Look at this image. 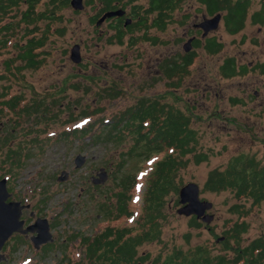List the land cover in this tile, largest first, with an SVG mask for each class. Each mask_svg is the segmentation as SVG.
<instances>
[{"label":"rangeland","instance_id":"obj_1","mask_svg":"<svg viewBox=\"0 0 264 264\" xmlns=\"http://www.w3.org/2000/svg\"><path fill=\"white\" fill-rule=\"evenodd\" d=\"M147 1L141 0L144 3ZM95 5H100L98 0L91 5L85 3L83 10H75L72 6L62 10V20L54 23V32L45 47L48 54L43 55L44 61L39 68L23 72L25 78L21 90L27 98L41 99L43 106L48 105V102L53 103V98L61 105L68 101L73 108L63 110L62 117L70 116V110L76 114L82 110L75 108L74 102L77 100L81 105L87 103L97 107L106 97L97 92L104 86L115 89L118 83L126 91L109 103L107 109H103L105 122L111 120L112 112L124 110L125 106L134 104L140 96L163 100L190 114L198 135V150L207 153L209 158L199 164L190 160L178 178L183 179L184 184L196 182L199 185L200 197L213 203L207 212L214 214V220L208 224L204 222L199 229L191 227V216L179 213L183 204L179 194H176L162 208L159 239L145 244L142 249L149 252L151 257L159 253L165 255L174 246L187 249L199 243L210 245L215 253L222 251L220 238L226 228L225 220L239 217L228 211L236 199L231 191L212 193L205 191L203 186L210 171L225 168L230 159L240 153L254 156L264 164V74L253 69L254 65L250 66L249 73L222 77L217 60L224 55L236 56L245 65L264 60V23L253 22L251 16L254 11L261 9L262 1H253L245 27L237 34L228 33L224 21H221L215 33L224 43V48L213 60L202 48L192 47L197 54L196 64L184 76L185 84L181 82L183 77L180 79L176 73L168 75L170 89L166 93L162 86V75L156 74V69H163L161 61L167 54L170 61L180 60L175 53L184 52V44L188 40L182 34L189 28L193 33L190 35H195L193 24L200 22L204 14L208 15L205 6L197 0H183L182 9L174 12L175 21L169 22L167 44L161 42L164 39L161 31L155 35L149 33L157 37L155 42L144 38L149 34H140L142 37L132 46L128 37L123 44L108 41L111 30L106 25L100 27L92 21ZM221 13L224 15V12ZM58 29H64V34L59 35ZM180 37L181 40L178 39ZM76 44L81 47V63H75L70 58V49ZM10 49L14 50V47ZM12 53L0 58V73L5 71V59ZM151 79L154 81L149 83ZM10 81L13 80L0 82V91L4 86L7 88L11 85L15 89L12 91L17 92L20 81H13V84ZM255 90L259 91L258 95L254 94ZM57 109L49 110L42 123L35 124L31 118L14 130L11 137L13 143L17 145L18 142L28 141V147H32L33 152L17 177L4 175L8 181L7 188H10V200L31 205L22 211L21 218L25 225L34 223L38 217L46 218L53 240L36 248L31 237L37 232L16 234L1 251L4 258L0 264H89L81 243L82 236H93L108 225L133 226L134 231L139 230L135 220L143 210L144 195L148 188L147 172L141 171L138 175L134 202H130L129 206L133 215L130 219L109 221L99 204L107 202L110 194L118 190L116 184L123 175L130 172L134 176L143 160L138 162L135 170L137 162L133 166L129 164L118 169L121 152L127 149L125 145L109 143L105 147L104 143H95L90 134L72 141L64 138L57 140L61 133L75 126L88 125L90 120L85 118L64 124L59 120L61 114L53 118V113L61 111ZM11 129L12 126L0 123V140ZM1 145L0 142V158L5 150ZM79 153L86 156L85 164L80 168L75 163ZM101 168L108 171V178L95 184L94 177L100 178L98 174ZM63 170L69 172V178L61 182L58 177ZM0 174L3 175L1 169ZM67 207L70 211L66 210ZM248 222L250 228L245 237L264 232V203L251 209ZM189 232L190 242L185 236ZM17 235L23 236L21 241H18ZM70 235L76 237L70 239Z\"/></svg>","mask_w":264,"mask_h":264},{"label":"trees","instance_id":"obj_2","mask_svg":"<svg viewBox=\"0 0 264 264\" xmlns=\"http://www.w3.org/2000/svg\"><path fill=\"white\" fill-rule=\"evenodd\" d=\"M95 0H86V5H91ZM103 1L106 9L116 8L115 1L120 2L123 9L129 7L131 15L135 18L128 30L136 27L149 28L158 21L163 22L168 13L169 22L175 21L173 15L181 8L183 0H98ZM253 0H197L205 6L208 14L224 12L223 21L228 33L234 35L242 31L251 11ZM264 5V0H261ZM70 0H0V58L13 51L5 59V71L0 73V82L24 78L23 71L39 68L44 61L47 42L54 32V23L62 20V10L70 7ZM95 14L92 21L100 16V5H95ZM153 15H157L153 19ZM186 18L187 16H183ZM253 22L264 23V6L256 10ZM155 20V21H154ZM184 22V21H182ZM141 25V26H140ZM22 31V32H21ZM59 35L64 34V29H58ZM125 42V30L119 28L115 36L108 38ZM141 37L133 36L129 39L133 46ZM144 38L152 39L148 35ZM156 39L154 38L155 42ZM203 46L200 40L194 43V48ZM14 47V50L10 48ZM209 53H219L224 48V43L213 39L204 45ZM197 54L195 50L185 53L180 60H171L168 63L169 75L175 74L180 79L191 69ZM237 71L235 59H228L222 67L225 77H233L247 70ZM263 69V68H262ZM179 79V82H180ZM178 84V83H177ZM8 85L0 91V123L12 126L11 130L0 140L1 148L5 150L0 158V169L8 174L9 178L17 177L25 167L28 158L33 152L28 147L30 142L13 143L11 137L18 126L28 120L35 124L42 123L49 110L55 109L44 105L41 99L27 98L25 93L12 92ZM176 88V84L173 85ZM118 90H111L105 95L109 98L118 96ZM101 97H104L101 95ZM124 110L114 111L111 120L105 122L103 109H82L79 113L70 110V116L62 117L64 109L57 106L58 113H53V118L61 114L64 124L90 118L89 124L75 126L66 133H61V138L76 139L90 134L91 139L97 143L107 145H125L126 151L121 152L118 169L129 164L134 170V176L126 173L117 182L118 190L110 194L109 200L100 203L99 207L109 217V221L121 218L130 219L133 215L129 209L130 202H134L135 191L138 185V175L141 171L147 172V190L144 195L142 213L135 220L138 231L133 226L108 225L95 235H84L81 243L86 250L89 264L103 262L105 264H264V232L254 237H245L249 233L248 214L253 207L264 203V164L254 156L240 153L230 159L225 168H215L209 172L203 189L212 193L231 191L236 199L228 209L230 213L237 214L236 219H226L225 229L222 231V248L220 252H213L210 245L199 243L184 249L174 246L165 255L162 253L151 257L149 252L142 247L159 239L161 234L160 221L163 218L162 208L171 197L179 194L184 181L178 178L179 174L187 167L188 162L195 163L208 160V154L198 150V135L192 117L187 112L173 104H166L163 100L152 97L140 96ZM6 121H2L5 120ZM51 120H55V119ZM95 118L94 120H91ZM12 123V124H11ZM3 126V124L1 125ZM34 143V140H31ZM189 155H191L189 157ZM145 168V169H143ZM10 189V188H9ZM12 189V188H11ZM41 192V191H40ZM112 202H111V201ZM115 202V203H113ZM178 202V200H177ZM250 203V205H248ZM41 204V200L39 202ZM41 209V208H39ZM67 211L70 209L67 207ZM190 226L201 228L204 221L195 214L190 215ZM55 224V223H54ZM208 224V223H207ZM186 239L190 242L191 233ZM76 235H70V239ZM23 236L17 235L18 241ZM230 250V252H228ZM75 264V263H72Z\"/></svg>","mask_w":264,"mask_h":264},{"label":"water","instance_id":"obj_3","mask_svg":"<svg viewBox=\"0 0 264 264\" xmlns=\"http://www.w3.org/2000/svg\"><path fill=\"white\" fill-rule=\"evenodd\" d=\"M71 5L75 10H83L85 8L84 0H71ZM126 13L125 9H117L114 11L106 12L100 21L111 16H122ZM222 13L218 12L213 17L205 18L200 26L204 28V34H207L211 30H216L219 28ZM132 19H128L126 23H131ZM191 40L184 45L185 51H189L192 47ZM71 59L75 63H80L82 61V54L80 49V44L74 45L71 49ZM86 156L79 153L76 156L75 163L76 167L80 168L85 164ZM100 178L95 179V183L99 184L104 182L108 178V171L105 168H101L99 173ZM69 178V172L63 170L59 176V181L63 182ZM180 201L183 204L179 210L180 214L190 216L195 214L198 218H201L204 222L210 223L214 220V214L208 213L207 210L213 207L211 201L203 200L200 197V187L196 182H188L184 184L179 191ZM10 192L7 188V179L0 178V261L4 258L1 252L5 246L7 240L14 233L28 234L30 232H37L36 235L32 237V241L36 248L41 247V245L52 241L53 235L50 230V224L46 218H37L34 223H31L25 227V221L21 218L22 211L24 208H28L29 205L22 204L20 201L9 200ZM95 264H105L103 262H97Z\"/></svg>","mask_w":264,"mask_h":264},{"label":"flooded vegetation","instance_id":"obj_4","mask_svg":"<svg viewBox=\"0 0 264 264\" xmlns=\"http://www.w3.org/2000/svg\"><path fill=\"white\" fill-rule=\"evenodd\" d=\"M254 1V0H253ZM252 1V2H253ZM100 3V9H103V11H101V14H100V16L97 18V20L95 21V23H96V25L97 26H102V25H106V27H108L109 28V30H111V33H109V34H111V35H109L108 37H107V39L108 38H110V37H112V36H115L116 35V33H117V30L119 29V28H122L123 30H125V40L127 39V37L130 39L131 37H133V36H136V37H142V36H139L140 34H143V35H146V34H149L150 32H153V34L155 35L156 33H158V32H161L162 31V33H163V37H164V39L162 38V40H161V42H162V44H167V42L168 41H166V39H168L169 38V16H168V13H166L167 15H165L164 16V19H163V22L162 23H160V22H158V21H155V23L153 24V25H151L149 28H147V29H145L144 27H139V25H138V27H136L134 30H132V31H130V30H128V26H130V25H132L133 24V22H134V20H135V18L131 15V12H130V10L129 9H127V8H125V10H126V13L124 14V15H122V16H111V17H107V18H105L104 20H102V21H100V24H98V22H99V20L102 18V16L106 13V12H108V11H114V10H117V9H120V8H122V6L120 5V2H118V1H115L114 2V5H116L117 7L116 8H109V9H106V7H105V4H104V2L103 1H100L99 2ZM262 6H264V5H262ZM262 8V7H261ZM123 9V8H122ZM255 12V11H254ZM253 12V13H254ZM253 13H252V15H253ZM208 14V13H207ZM217 14V13H216ZM215 15V14H214ZM213 14H208V15H203L202 16V20L200 21V22H196V23H194L193 24V29H194V36L193 35H190V34H193V33H191L190 32V29L188 28V30H186V31H184L183 32V34H182V36L183 37H185L186 39H188L187 40V42L189 41V39H192L191 40V45H192V47L194 48V43H196L197 42V40H200L201 41V43H202V45L203 46H201L200 48H202L203 50H204V52H206L207 54H209L210 55V57L212 58V60H213V58H215L216 57V55H218L219 53H221V52H219V53H209V51L206 49V48H204V45L206 44V43H208L209 41H211V40H213L214 38L215 39H217L218 41H220L218 38H217V34L215 33V31L217 30H211V31H209L207 34H204V28H202L201 26H200V24H201V22L205 19V18H209V17H213L214 16ZM251 15V16H252ZM156 16L157 15H153V19L154 18H156ZM187 16H188V14H187ZM223 17H224V15H222ZM158 17V16H157ZM189 17V16H188ZM223 17H222V20H223ZM132 19V21H131V23H126V21L128 20V19ZM221 20V21H222ZM221 24V23H220ZM141 26V25H140ZM220 27V26H219ZM149 37H151L152 39H150V40H153L154 41V38H157L156 36H150V34L148 35ZM128 39V40H129ZM179 40H181V37L180 38H178ZM184 39V38H183ZM116 42H117V40H116V38L114 39ZM186 42V43H187ZM185 43V44H186ZM118 44H120V43H118ZM184 44V45H185ZM192 47H191V49H192ZM72 49V48H71ZM71 49H70V51H71ZM80 49H81V47H80ZM189 50V51H184V52H182V53H180V52H176L175 54H177V56H179L178 58H180L181 56H183L185 53H189L190 51H192V50ZM13 54V53H12ZM42 57H45V56H42ZM197 57V56H196ZM70 58H71V56H70ZM232 58H234L235 59V62H236V64H237V71L239 72V71H243L241 68H245L247 71L246 72H244V73H242V74H246L248 71H249V68H250V66H254L253 67V69H258L259 70V72L260 73H262V74H264V60L263 61H260V60H257L256 61V64L254 63L253 65L249 62L248 63V65H245L243 62H239V59L236 57V56H233V55H224L223 57H221V58H219L217 61H219V65H220V70H219V73L221 74V76L222 77H225L224 75H223V73H222V67L225 65V63H226V61L228 60V59H232ZM169 61H170V59H169V54H167L166 56H164V58L162 59V68L163 69H156V74H161L162 75V82H163V84H162V86H163V88H164V91H165V93L170 89V87H169V81H168V75H169V68H168V63H169ZM81 63V62H80ZM193 64H196V58H195V60H194V62H193ZM192 64V65H193ZM192 65H191V67H192ZM41 66V65H40ZM263 68V69H262ZM24 72V71H23ZM240 73V72H239ZM249 73V72H248ZM258 74V73H257ZM234 77V76H233ZM24 78H25V76H24ZM24 78H22L21 80H19L20 81V83H21V85H20V87H19V90L17 91V92H19V93H25L23 90H21V87H22V85H23V79ZM226 78H228V77H226ZM14 81V80H13ZM13 81H10V83L11 84H13L14 82ZM18 81V82H19ZM154 80H152L151 79V82H149V83H152ZM185 77H183L182 78V80H181V82L182 83H184L185 84ZM114 83H118L117 81H115ZM8 88H10L11 89V91H12V89L13 90H15L14 89V86H10V87H8ZM178 88H180V87H177V89ZM114 88H112V87H108V88H106V86H104L100 91H98L97 92V94L99 95V94H101V93H103L104 95H105V93H108L109 91H111V90H113ZM172 89V88H171ZM175 89V88H174ZM114 90H118V92H120V93H118V96L117 97H115V98H109V97H107L106 95V97H104L100 102V104L99 105H97V107H92V105L90 104V105H88L87 103L85 104V105H81V103L77 100V101H75L74 103H76V104H74L75 105V108H80V109H90V108H96V109H107L108 108V104L109 103H112V102H114L115 100H117L120 96H122V94H123V92L124 91H126L121 85H120V83H118V84H115V89ZM13 92V91H12ZM15 93V92H14ZM254 94L255 95H258L259 94V91L258 90H255L254 91ZM105 100V101H104ZM58 101H56L55 100V98H53V103H50V102H48V105L50 106V107H54V108H57V106H58V104H60V106H58L59 108H61V109H71V108H73V107H71L72 105H70L69 103H68V101H67V103L65 104V105H63V103H62V105H61V102H59V103H57ZM55 103H56V105H55ZM96 103V102H95ZM69 104V105H68ZM166 104H169V103H166ZM99 175V174H98ZM95 179H97L96 177H94V181H95ZM31 206V205H30ZM16 234H21V233H14L13 234V236L14 235H16ZM23 235V234H22ZM24 235H27V234H24ZM34 236V235H33ZM32 236V237H33ZM32 237H31V239H32ZM5 247V246H4Z\"/></svg>","mask_w":264,"mask_h":264}]
</instances>
